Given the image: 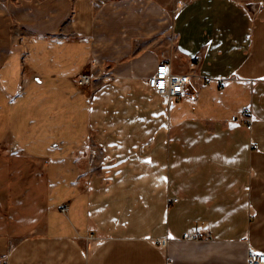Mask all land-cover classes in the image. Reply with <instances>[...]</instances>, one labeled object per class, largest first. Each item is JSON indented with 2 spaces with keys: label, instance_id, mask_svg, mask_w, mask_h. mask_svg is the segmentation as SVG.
<instances>
[{
  "label": "crops",
  "instance_id": "0c3cea01",
  "mask_svg": "<svg viewBox=\"0 0 264 264\" xmlns=\"http://www.w3.org/2000/svg\"><path fill=\"white\" fill-rule=\"evenodd\" d=\"M162 61L197 93L164 101L146 83ZM249 248L264 0H0V264H247Z\"/></svg>",
  "mask_w": 264,
  "mask_h": 264
},
{
  "label": "built area",
  "instance_id": "2783aa9c",
  "mask_svg": "<svg viewBox=\"0 0 264 264\" xmlns=\"http://www.w3.org/2000/svg\"><path fill=\"white\" fill-rule=\"evenodd\" d=\"M197 58V62H199ZM95 77L89 72H79L75 77V84L80 87H86L92 83ZM147 85L154 89L164 101L169 102L173 98H181L186 95H195L198 91L197 84L190 74H179L170 71L169 64L162 61L158 64L154 74L146 78ZM220 87V84H218ZM231 120H240L247 129L252 126V114L249 109H243L231 115ZM66 211V207L61 208ZM188 238V236H184ZM158 245L165 247L167 245V238L158 240ZM247 264H264V252H260L249 248L246 254Z\"/></svg>",
  "mask_w": 264,
  "mask_h": 264
},
{
  "label": "rangeland",
  "instance_id": "374dc122",
  "mask_svg": "<svg viewBox=\"0 0 264 264\" xmlns=\"http://www.w3.org/2000/svg\"><path fill=\"white\" fill-rule=\"evenodd\" d=\"M16 132V131H15ZM17 134V133H16Z\"/></svg>",
  "mask_w": 264,
  "mask_h": 264
}]
</instances>
